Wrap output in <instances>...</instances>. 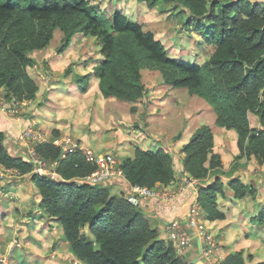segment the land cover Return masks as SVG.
Returning <instances> with one entry per match:
<instances>
[{
    "label": "trees",
    "instance_id": "obj_1",
    "mask_svg": "<svg viewBox=\"0 0 264 264\" xmlns=\"http://www.w3.org/2000/svg\"><path fill=\"white\" fill-rule=\"evenodd\" d=\"M138 1L149 7L174 4L188 16L189 26L215 49L200 62L171 57L153 32L122 12L108 18L99 12L95 0H0V91L7 101L35 98L39 84L31 75L37 64L32 53L48 47L55 31L64 34L58 52H63L81 32L97 37L101 44L104 60L94 74L105 97L137 102L149 93L141 69L160 70L165 84L201 97L214 110L219 128L235 131L238 160L255 158L263 164L264 4L259 0ZM137 109L134 105L131 112ZM250 113L258 116V127H252ZM4 116L0 110V166L29 176L38 188L44 215L57 218L79 261L192 264L172 241L160 237L146 212L128 202L124 191L114 192L111 184L95 185L85 179L96 165L88 162L81 150L63 156L58 145L42 143L37 151L49 162H58L56 172L62 179L32 173L27 156H16L7 148L8 124ZM216 136L210 124L199 126L184 145L181 166L182 174L200 180L197 199L210 220L225 218L217 205L218 196H226V192L222 158L214 149ZM120 166L125 174L121 179L129 186L154 189L179 184L174 152L166 147H137L133 157L122 160ZM212 174L211 183H202ZM231 188L238 200L254 191L252 184L239 178L233 179ZM221 264H264V260L253 263L250 256L248 262L243 251H235Z\"/></svg>",
    "mask_w": 264,
    "mask_h": 264
},
{
    "label": "crops",
    "instance_id": "obj_2",
    "mask_svg": "<svg viewBox=\"0 0 264 264\" xmlns=\"http://www.w3.org/2000/svg\"><path fill=\"white\" fill-rule=\"evenodd\" d=\"M76 35L86 37L85 40H87L88 37H92L86 36L84 33H78ZM95 38L97 39V37ZM90 39L93 40L92 38ZM73 41H75L74 38ZM82 45H85V42ZM68 47L63 51L64 54L65 51H69L67 50ZM193 50L197 54H200L199 50ZM98 51L99 55L96 56L97 59L78 62L73 67H62L63 62L58 61V59H63V57H59L52 53L53 56L49 63L51 70L50 76L48 75L46 82L45 80L43 82L42 78H40L43 73H41L40 76L38 75L37 78L39 84L38 90H41L42 86L46 84L44 87V95L39 96L36 93L35 98L30 100L28 108L23 111L20 118L10 119L6 115L4 116L8 124V139L6 145L10 153L16 156H27V147L23 146L19 136L22 134L24 128L31 122L36 123L43 131L45 142L53 143L65 137L71 138L72 136L81 147V151L85 152L90 150L98 154H112L113 152L119 157V162L127 157H133L135 148L137 147L145 150L151 149L142 146L141 142L145 138H148L149 141H153L157 149L162 148V143L160 141L156 139L155 142L151 140V138L155 139L159 137L162 130L161 124L163 123L168 124L171 122L173 130L170 135L174 134L173 131L174 128L176 129V120L174 117L169 120L166 111L164 112V108L167 107L165 104H169L171 102L170 99L167 100V103L166 100L161 98L155 100L156 96H152L153 93H151V101L143 108L139 109L137 106L138 109L136 112H131V110L120 111V104L124 101L115 97H105L99 88V78L94 72L96 67L104 60L102 53H100V43L97 49V52ZM196 53H194V55ZM169 55L175 57L172 54ZM193 56L191 54V57ZM175 58L182 59L179 57ZM77 66H80L84 70L86 68L88 72H80L79 69L76 70L75 68ZM56 73L59 75H56ZM86 75H89L88 79L83 78ZM64 83L70 86L66 88ZM166 86L168 85L166 84ZM202 104H205V102ZM206 113L208 114L206 116L207 119H202L203 122H201V124V118L196 120L194 119L195 117L192 116L193 111H189L185 114L184 116L187 117V120H190V123L184 124V126H186V133L183 134L182 137L187 135L188 130L194 132L203 124H210L216 135V131L221 128L215 124V117L204 110V114ZM139 114H141L143 118L142 124H140L142 120L140 121V119H138ZM126 118H132V123L135 122L136 125L140 126L135 129L132 128L131 134L126 132V135L123 136L122 119L128 120ZM120 136L122 140H116ZM233 142V152L237 154L238 148L236 146V141ZM182 144L184 143L175 141L172 143V146L166 147V149L174 152L175 155L176 179L177 182H179L178 186L180 185L183 175L181 173V166L183 164V158L185 157L184 145L186 143L184 145ZM225 166H228L227 163ZM0 168H2L4 172L7 171L10 173V175H6V173L0 171V178L3 183V185L0 184V189H2L0 193L4 192V196L1 193V197L5 199V204H0V212H3L1 213L2 215L4 214V216L0 215V217H3L4 221V227H2V229L7 228L10 230L11 228L12 230L9 232L14 233L15 239L21 244L22 253L18 254L20 264H84L73 255L66 238L65 240L61 239L59 229L60 223L57 218L44 215L43 210L40 208L41 197L38 188L29 179V176H20L15 170H7L3 166H0ZM262 171H260V173L263 174ZM120 179L119 177H114L106 183L115 187L114 192L124 191L126 194L131 185L129 186L126 180ZM212 181L211 178L207 177L202 183H211ZM253 182L254 184L251 182L250 184L253 185L255 193H258V196L254 195L256 198L255 200L260 201L257 204L258 207L253 210L252 217H255V221L253 218L248 219V222H246L243 217L237 219V214L233 213L234 210H237V204L241 202H243L244 205L249 204L252 194L246 196L244 198L245 201H240L234 198L232 191H228L226 187V196L219 195L217 199L218 209L225 214V218L222 220H210L207 218L206 214L205 220L206 224L208 221L210 223V226H208L210 229L208 231L210 233L213 230L212 232L221 235L219 241L223 246L222 250H226V255L235 251H243L248 262L251 256L252 262L258 263L263 261L264 257L260 252L251 249L250 244L259 238H264V229H262L264 228V219H262L264 215V197L261 194L264 192V180L261 181L260 185L256 184V180H253ZM197 190L198 189L189 188L181 193L178 199L171 202L172 204H167L168 202L159 200L146 199L141 203L140 207L146 212L147 216H149L154 227L159 230L161 237H165L164 228L166 224L169 223V219L174 216L180 218L187 217L193 197L197 196ZM2 198L0 200H2ZM250 203L252 202L250 201ZM231 208H233V211L230 210ZM9 221L14 222L11 225ZM256 221H258V223ZM222 238L224 240L223 243ZM233 240H235L234 242L236 243L241 241L244 246L248 243L247 245L249 246H247V249H234ZM199 242L202 243L203 241L199 239ZM195 247L198 248V245L196 244ZM10 257L12 256L10 255Z\"/></svg>",
    "mask_w": 264,
    "mask_h": 264
},
{
    "label": "rangeland",
    "instance_id": "obj_3",
    "mask_svg": "<svg viewBox=\"0 0 264 264\" xmlns=\"http://www.w3.org/2000/svg\"><path fill=\"white\" fill-rule=\"evenodd\" d=\"M259 1H261L264 4V0H259ZM95 2H96L95 4L99 12L104 13L110 19H112L115 13L122 12L131 21H136L142 24L143 28L146 31L153 32L155 34L156 39L164 43V46L167 49L168 53L172 54L175 57H179L184 60H191L193 62H200L201 60L203 61L205 57H208L207 53H211L215 49L214 45H211L210 43L207 44L205 42L203 35L200 32L195 31L193 27L189 26V23H187V21H189L188 16L184 12H182L181 9L175 7V5L172 3L149 7L147 3L140 2L138 0H95ZM204 22H205L204 20L201 21V23H204ZM211 25H214V23H210V26ZM107 28H109V25L107 26ZM79 34H82V33L80 32ZM63 35L64 34L62 32L55 31L54 37L48 47L42 50H36L32 53V55L37 60V64H35V66L32 67L31 69L32 76L38 78V75L40 76V74L43 73V75H41L40 78H42L43 82L44 80L46 82V80L48 79V75L50 76V72H51L50 67H48V65L50 63L51 57L53 56L52 53L56 54L59 57H63V59H58V61L63 62L62 67H65V66L73 67L78 62H86V61H89L90 59H97L96 56L99 55V51L97 52L99 43L95 37L93 36L88 37V39L85 40L86 37L75 35L73 37L75 41H73L72 39L67 49L69 51L67 52L65 51V54H64V52H58V49L61 47L63 43ZM90 38H92L93 40H91ZM84 42H85V45H82ZM193 49L199 50L200 54H197L196 52H194ZM194 53L196 54L194 55ZM191 54L192 56L193 55L194 56L191 57ZM75 69L76 70L79 69L80 72H84V71L88 72L86 68L84 70L80 66H77ZM141 74L143 77V82L146 84V86L149 89V93L146 97L138 100L137 102H132L133 106L136 105L139 107V109H141L144 106L148 105V103L151 101V93H153L152 96H156L155 100L157 98H161L163 100H166V103L168 99H170L171 101L169 104L167 105L165 104V106L167 107L164 108V112L166 111V115L169 120L172 117L175 118L177 132H176V129L174 128V131H173L174 134L170 135L171 131L173 130V126L171 122H169L168 124L163 123L161 124L162 130L159 134V137L155 139L151 138V140H154L155 142H156V139L160 141L162 143V148L172 146V143H174L175 141H178L184 144L190 141V139L192 138L191 136L194 135V132L192 130H188L187 135L185 137H182L183 134L186 133V130H185L186 126H184V124L190 123V120H187V117L184 116L189 111L191 112L193 111L192 116L195 117L194 119L197 120L201 118L200 124L201 122H203L202 119L203 120L207 119L206 116L208 114L207 113L204 114V110L209 112L216 119L214 110L211 109L206 103L202 104L205 101L201 97L197 95H191L188 91L184 89L173 88L170 85L166 86V84H164L165 82H163V77H162V73L160 72V70H156L155 68L154 69L153 68H142ZM56 75H59V74L56 73ZM45 85L42 86L41 90H38L37 94L39 96L44 95L43 93L45 91V88H44ZM69 86L70 85H65L66 88H68ZM110 97H113V96H110ZM153 100H154V97H153ZM132 103L131 102H121L120 111L131 110ZM26 108H28V106ZM249 117H250L252 127L253 128L258 127L259 125L258 116L253 113H250ZM10 119H13V118H10ZM126 119L128 120L122 119V125H123L122 132H124L123 136L126 135V132H128V134H131L132 128L133 129L138 128L135 122L132 123V118H126ZM138 119H140V121L142 120L140 123L142 124L143 118L141 114H139ZM216 135L217 136L215 137L214 149L216 153L221 155V158L223 157L221 160L222 162L221 166L223 170L225 171V173L222 174L221 177L224 182V187H226L228 191L231 190L232 195L234 197V191L231 188V184L234 178H239L244 183L251 182L252 184H254L253 180H256V184L260 185L261 181L264 180V163L263 164L258 163V161L255 158L247 159L246 157H244L238 160L236 156H238L237 154H239V151L237 150V154L233 152V146H234L233 141L236 140L235 131L226 130L224 128L223 129L221 128L216 131ZM73 138L74 137L71 136V139ZM116 140L120 141L122 140V137L120 136ZM141 143H142V146H146L153 150L157 149V147L153 144V141H149L148 138L143 139ZM92 154L98 155V153H93V152ZM100 154H107V153H100ZM112 154L115 156V158L119 162V159H118L119 157L113 152ZM226 163L228 166H225ZM0 171L4 172L2 168H0ZM260 171H262L263 174L260 173ZM4 173H6V175H10V173L7 171ZM209 178H211L212 180L213 174L209 176ZM0 184L3 185L1 178H0ZM178 189H179V186H176V185L169 186L170 191L177 192ZM1 193L4 196V192H1ZM1 193H0V197L2 196ZM250 194H252L253 196V197L251 196V199H250L252 203H250L249 201V204L244 205V203L241 202L243 204L241 203L237 204L238 205L237 210L233 211L232 210L233 208L230 209L231 211H233V213L237 214L236 215L237 219H239L240 217H243L246 220V222H248V219L253 218L252 217L253 210L258 207L257 204L260 202L258 200H255L256 198L254 197V195L258 196V193H255V191H252ZM261 194L264 197V192H262ZM179 195H176V197L174 196V198L178 199ZM195 198L196 196L193 197L192 202L195 200ZM175 199L173 201H169L167 204L174 202ZM241 200H244V199H241ZM1 203L5 204V199L2 198V200H0V204ZM1 213L3 212H0V215H2ZM2 216H4V214ZM262 217H263L262 219H264V215ZM184 218L185 217L180 218L178 216H174L173 218L169 219V223L170 221H176L178 219L183 221ZM253 219L255 221V217ZM3 222H4L3 217H0V264H5L4 261H7V260H9V263L11 261V264H20L19 262L20 259H19L18 254L22 253V249H21L22 246L21 244L17 245V243L14 241L15 239L14 233L9 232L12 230L11 228L10 230H8L7 228L2 229V227H4ZM13 222L14 221H9V224L12 225ZM256 222L258 223V221ZM206 225H207V228L208 226H210L209 221L207 222ZM152 226L154 225L152 224ZM59 229H60L61 239L65 240L64 231H63L62 225L60 224H59ZM86 229L88 228L86 227ZM208 230L210 229L208 228ZM212 231L211 233L213 234H211L209 231L208 232L213 237L215 238L217 237L216 240L218 243V248L220 252H222V254L226 256L227 252L226 250L225 251L222 250L223 246L219 241L221 235L220 234L218 235L217 233H214ZM263 235H264V231H263ZM235 240L232 241L234 249H238V248L247 249V246H249L247 245L248 243L244 246V244H242L241 241L236 243L234 242ZM223 241L224 240L222 238V243ZM196 244L198 245L199 249L195 247ZM250 245H251V249H255L256 252H260L261 255L264 257V238L263 239L259 238L255 240L254 242H252ZM201 249L202 247H201V243L199 242V239L195 238L193 241V247H191L189 250L184 251V253H182L181 255H185L189 262H194L196 259L199 258ZM215 251H218V250L215 249ZM10 255L12 257H10ZM77 264H80V263H77Z\"/></svg>",
    "mask_w": 264,
    "mask_h": 264
},
{
    "label": "built area",
    "instance_id": "obj_4",
    "mask_svg": "<svg viewBox=\"0 0 264 264\" xmlns=\"http://www.w3.org/2000/svg\"><path fill=\"white\" fill-rule=\"evenodd\" d=\"M29 104L30 100L17 101L14 99L9 102L4 92L0 91V110L9 118H20L22 112L27 109L26 107L29 106ZM19 137L23 146L27 147V158L33 165L32 173L62 179L56 172L58 162H49L37 151V146L45 143V136L36 123H29ZM53 144L58 145L62 149L63 156L82 150L77 141L70 137L55 141ZM82 152L85 154L88 162L96 165V169L85 177L87 181L95 185H100L105 184L114 177L125 178L120 163L113 154L93 155L90 151ZM199 186V179L183 174L177 192L170 191L169 188L164 186L152 189L136 184L131 185L129 191L125 195L128 202L135 206H140L146 199H156L163 202L173 201L175 199L174 196L176 197V195L185 192L189 188L195 190L199 189ZM189 209V213H187V217L183 219V221L180 219L170 221V223L165 226L166 236L164 238L172 241L179 252L189 250L193 247L194 239L198 238L203 241L201 243L202 249L199 258L192 264H221L225 256L220 252L216 238L208 232L205 222L206 214L197 196ZM14 241L17 245H20L16 239ZM215 249L218 251H215ZM4 262L5 264H11L9 260Z\"/></svg>",
    "mask_w": 264,
    "mask_h": 264
},
{
    "label": "clouds",
    "instance_id": "obj_5",
    "mask_svg": "<svg viewBox=\"0 0 264 264\" xmlns=\"http://www.w3.org/2000/svg\"><path fill=\"white\" fill-rule=\"evenodd\" d=\"M104 57V56H103ZM182 60V59H181Z\"/></svg>",
    "mask_w": 264,
    "mask_h": 264
}]
</instances>
